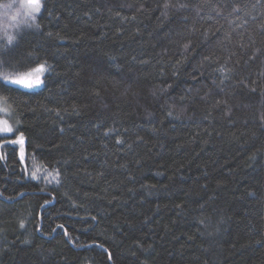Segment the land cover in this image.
I'll return each instance as SVG.
<instances>
[{
    "label": "trees",
    "instance_id": "16d2710c",
    "mask_svg": "<svg viewBox=\"0 0 264 264\" xmlns=\"http://www.w3.org/2000/svg\"><path fill=\"white\" fill-rule=\"evenodd\" d=\"M43 2L0 18V81L48 66L0 87V264H264V0Z\"/></svg>",
    "mask_w": 264,
    "mask_h": 264
},
{
    "label": "rangeland",
    "instance_id": "374dc122",
    "mask_svg": "<svg viewBox=\"0 0 264 264\" xmlns=\"http://www.w3.org/2000/svg\"><path fill=\"white\" fill-rule=\"evenodd\" d=\"M11 5V7H7ZM36 13L31 12L28 7V0H18L10 2L7 5H3L0 8V18H7L11 16L10 25L17 26L22 23H32V16H35ZM47 64L42 63L31 70L26 72H22L20 74H15L12 76H8V80H23L26 83H35L36 80H40L41 84L37 87L31 89L40 88L44 83V74L47 70ZM28 89V88H27ZM12 116V109L6 103L5 100L0 98V129H3L5 126L12 128V122L10 121V117ZM6 122V125H5ZM0 133H3L0 131Z\"/></svg>",
    "mask_w": 264,
    "mask_h": 264
},
{
    "label": "snow or ice",
    "instance_id": "6c2138e0",
    "mask_svg": "<svg viewBox=\"0 0 264 264\" xmlns=\"http://www.w3.org/2000/svg\"><path fill=\"white\" fill-rule=\"evenodd\" d=\"M7 7H11V5H8ZM28 7L30 8L31 12L34 13H41L42 14V9H46L47 5L46 3L43 2V0H28ZM32 19L35 20L36 17L33 15ZM35 27L37 29H39L40 25L36 24ZM13 38L9 37V43H12ZM0 64H4V65H8L11 66L12 61L9 60L8 58L4 57V56H0ZM23 66V65H21ZM9 84L14 85L15 87L13 88V90H17L19 88H34L37 87L41 84L40 80H36L35 83H26L23 80H8L6 77L3 79V81H0V87H7ZM6 125V122H5ZM0 131H2L5 134L8 133H13V129L11 127H7L5 126L3 129H0ZM22 136V134H21ZM3 138V137H0ZM23 139H18V140H12L10 142L11 145L15 146V145H20L23 144ZM21 158L23 159V155H21ZM57 175H59V172H57Z\"/></svg>",
    "mask_w": 264,
    "mask_h": 264
}]
</instances>
